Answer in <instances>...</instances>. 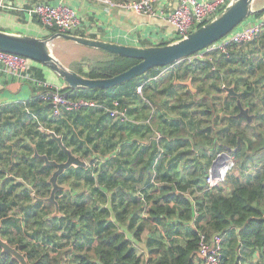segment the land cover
<instances>
[{"label":"trees","instance_id":"1","mask_svg":"<svg viewBox=\"0 0 264 264\" xmlns=\"http://www.w3.org/2000/svg\"><path fill=\"white\" fill-rule=\"evenodd\" d=\"M262 15L264 11L255 12L246 22ZM33 19L44 27L38 17L34 16ZM46 28L49 31L48 35L58 31L54 27ZM72 33L80 34L76 31ZM167 43L170 42L160 44ZM142 44L146 45L144 42ZM256 44L260 47L264 46V31L248 44L232 45L226 52L214 51L211 54L212 61L208 58L189 61L186 58L170 65L154 67L144 75L113 88L72 89L68 85L61 88V91L72 100L92 99L104 105V108L88 106L64 111L66 114L63 117L48 118L51 105L40 98V95L47 90L45 87L33 88L34 94L29 100L7 105L19 112V118L11 122L16 123L14 134L12 133L13 135L8 136L6 140L13 138V142L4 146L5 156L0 158V235L25 253L30 264H146L147 261L153 264H195L201 235L210 237L214 233L221 232L228 233L227 238L224 239L221 264H246L248 256L237 254L240 246L244 251L245 249L251 250L250 252L260 250L264 259V115L257 113L255 118L258 122L252 123L253 119L251 124L243 117L233 118V115L239 111L237 98L227 93L226 104L228 107L234 104L235 109V113L229 115L227 119L238 125L232 129L225 127L220 124L221 116L218 108L220 96L208 91L200 98L188 88L179 96L178 103L174 104L176 113H180L171 120L164 118L167 122L166 127L170 130L161 140L162 149L154 143L157 141L155 138L151 144L140 141L148 140L150 133L156 131L153 125L149 123L141 126L128 125L123 122V125H118L115 123L117 120L106 109L112 106L114 100H120L123 105H127L131 96L138 94L137 87L140 84H144L143 89L146 92L152 91L155 77L166 69H170L168 75L170 83L159 90L160 94L165 92L171 94L175 89H179L181 86L177 85L176 80L186 79L187 75H190L193 83L204 80L202 74L205 72H209V77L214 76L219 79L221 78L219 72L224 74L231 72L240 59L251 57L252 47ZM98 51L104 55L103 58L74 60L70 67L89 78H110L140 61L136 58ZM227 65L228 67H225ZM257 67L258 70H263L264 60L257 63ZM248 69L252 73L256 71L253 66ZM36 77L46 80L38 75ZM217 90L224 91V88L218 86ZM239 92H241L242 104L250 108V113L255 112L250 88ZM152 93L147 92L151 95L147 96L149 103L142 106L143 110H148L152 105L159 111V105L163 106L165 102L156 104L157 95ZM245 102L252 104L245 105ZM2 113L3 111L0 115ZM36 114L50 127L47 129L62 135L64 144L81 158L78 149L81 152L82 144L86 143V140L93 142L96 137L105 133L106 129L114 130L119 126V129H124L128 133L127 139L122 143L120 139L117 143L116 136L114 134L112 136L113 143L109 147L118 146L119 150L101 164L97 176L98 182L103 185L101 188L94 184L96 179L85 165L72 166L73 168L70 167L59 175V185L69 187L60 189L56 193L59 214H55L56 206L53 202L42 199L51 195L52 184L49 179L56 166L46 164L45 160L35 156L33 144L40 154H47L50 159L58 162L65 161L67 153L46 132L47 129H41L35 120ZM13 117L12 114L6 115L4 120L0 119V125L11 124L9 122ZM78 122L83 124L84 133L75 132L71 137L69 132L62 131L64 126L69 129V126ZM163 122V119L157 118L158 127ZM90 125L94 126L93 130L86 132ZM242 126L244 128H241ZM9 132L11 134L10 130ZM145 132L147 136L143 134ZM79 134L83 135L80 145L73 140ZM188 137L196 144L201 141L207 149L214 150V154L209 155V160L205 163L209 169L217 152L233 149L240 163V169L246 176L245 180L229 173L225 183L230 188L229 193L226 192L225 186L208 189L206 177L209 169L206 176L201 179L203 169H200V161L203 155L189 157L199 152L194 150L193 144L187 151L180 149L183 143L191 142ZM72 142L75 143V148L71 147ZM133 145H135V153L130 159ZM173 149L176 150L175 153L172 152ZM87 152L88 146L84 154ZM160 153L161 158H158ZM173 154L177 156L171 158L188 157L184 162L191 163L190 168L185 169V165L183 166L187 171L186 176L174 177L168 173L159 175L158 169L165 162V158ZM82 160L85 161L84 158ZM131 162L138 164L135 167L136 173L130 166ZM244 170H249V174L247 175ZM11 172L15 177L7 176ZM73 172L83 181L92 184L97 196L91 191L88 194L80 190L73 196L71 186L65 184L66 178H70ZM154 180H157L158 184L154 185ZM103 188L112 191L104 192ZM62 193H66V200ZM107 201L109 203L106 204ZM102 203H105L106 207L99 208ZM204 210L209 218L205 225L201 222V217H198V212L203 213ZM139 216L142 222L137 224ZM181 221L190 222L188 230L179 233L185 242L161 244L151 250L154 254H151L146 261L138 255L132 241L117 225V222H120L139 239L145 224L160 223L164 226L161 240L165 243V238H170L172 233L177 234L178 231H172L181 225ZM234 228H238V231ZM227 244L228 250H226ZM159 253L162 255L158 256ZM69 254L71 255L68 256ZM0 264H19V262L9 253L0 251Z\"/></svg>","mask_w":264,"mask_h":264},{"label":"crops","instance_id":"2","mask_svg":"<svg viewBox=\"0 0 264 264\" xmlns=\"http://www.w3.org/2000/svg\"><path fill=\"white\" fill-rule=\"evenodd\" d=\"M0 1H2L4 5H6L5 7H0V28L8 31L21 32L35 36H45L49 33L48 29L47 28H45L46 30L43 29L42 28L43 26L40 23L32 19L33 16H31L30 13L28 12V8L38 2H47L53 4L66 3L72 5L79 13L81 24L79 26L80 28L77 29L76 32L80 34L82 33L86 36L106 39V40L125 43V44L139 45V46L157 45L163 42H173L176 40V29L166 20L164 15L172 11L179 4L180 0H159L160 8L163 10V14L157 16H151V17L118 6L109 8L104 3L96 0H0ZM124 1L126 0H114V2L117 3ZM68 41L69 40H62L60 42H62L63 45H67V43H69ZM143 42L146 43V45H143L142 44ZM72 49L75 50L74 48ZM28 69L32 74L43 77L55 87L63 88L67 85L66 82L59 75H57L52 69L39 62L30 60L28 63ZM188 80L186 79L178 80L177 85L186 88V90H182V92H186L187 87L189 88V86L185 84V82H187ZM191 89L193 92L196 93L195 88H191ZM33 94H34V90L31 82H29L26 79H22L18 75L0 69V112L3 111V113L0 115V119L4 120L6 118V115L8 116V114H12L14 117L10 120L9 123L17 120L19 118V112L16 110H12V108H10L7 105H10V103L12 102L20 103L29 100ZM148 95L150 94L141 95L140 93H138L136 95L131 96V98L129 99V103L127 105L122 104L123 107L128 110L130 117L129 122H123L124 124L136 125L134 123L136 121V117L138 116L141 117L142 115L147 114L146 110H143L142 106H145L146 104L149 103L147 100ZM49 117H53L51 113L49 114L48 118ZM115 123L118 125H123L122 121L118 119L117 122ZM15 125L16 123L0 125V158L1 156H5V152H3L4 146L7 143L11 145L13 142V138L8 141L6 140V138L8 139V136H12L14 134L13 129L15 128ZM153 129L159 132L158 133L159 136L165 133V131H163L160 126L158 127V125L153 126ZM9 130L11 131V134ZM122 131H124V129H119V126L116 129L112 130L114 136H117L116 139L117 143H119V135ZM153 135H154L153 137L149 136L148 140L147 139L143 141L140 140L141 143L151 144L154 141L153 138L157 140L156 137L157 134H153ZM188 139H190V137H188ZM159 144L162 145L160 141ZM192 144L193 143L191 142H185L182 144L183 146L180 149L187 151L188 149L191 148ZM160 157H161V153L158 155V158ZM171 157L165 158V162L158 169L159 175H163V174L167 175L168 173L174 177H178L179 175L186 176L187 171L183 169V162L187 161L188 157L187 156H184L182 158H176V157L171 158ZM8 175L15 177L13 175V172L7 174V176ZM225 190L227 193L230 192V188L228 189L225 188ZM198 217H201V222L203 223V225L207 224L209 218L205 213V210L203 211V213L199 211ZM126 222L128 223L129 220H127ZM139 222H142L140 216L137 224ZM189 223H190L189 221L188 222L181 221V225H179L176 228V230L172 231V232L178 231L177 234L172 233V236L170 235V238L169 237L165 238V243L162 242L161 240L162 234H164V226H162V224L160 223L148 222L147 224H145L143 232L139 239L135 238L132 232H130L126 227H124V225H121L120 222H117V225L125 233L126 237H128L132 241L133 245L137 249L138 255L143 257L146 261V259H148V257L151 254H154L152 253L151 250L159 247L161 244L171 245L175 242H179V243L185 242V240L182 239L179 233L181 231L184 232L186 229L188 230ZM234 229L235 231H238V228H234ZM227 236L228 233L225 232L224 239H226ZM228 244H230V241H228ZM228 244L226 246V250H228L229 248ZM241 247L242 246H240L237 251V254L239 256H243V255H245V257L248 256L246 260L248 261L252 257L251 255H253V259L256 264H264V259L262 257L260 250L256 249L253 252H250L251 250L245 249L246 251H244V249H242ZM161 255L162 253L158 254V256Z\"/></svg>","mask_w":264,"mask_h":264},{"label":"water","instance_id":"3","mask_svg":"<svg viewBox=\"0 0 264 264\" xmlns=\"http://www.w3.org/2000/svg\"><path fill=\"white\" fill-rule=\"evenodd\" d=\"M255 4L256 0H231L215 17L189 33L187 37L177 39L167 44L139 46L61 31H56L45 36H35L0 28V50L19 54L48 66L72 89L113 88L144 75L148 70L154 67L170 65L189 58L217 43L231 34L241 24L245 23L255 12L264 11V6L256 8ZM247 27H249V24ZM61 38L118 56L136 58L140 61L116 76L97 79L89 78L67 66L55 54L53 49L54 42ZM185 84H187L189 88H193L191 79L185 82ZM226 89L230 96L237 98L239 111L237 114L233 115V118L239 119L243 117L251 123L254 119V115L250 113V108L248 106L242 104L241 92L236 91L233 85L226 87ZM46 132L50 134L58 142L62 150L67 153V159L63 162H58L50 159L47 154H40L36 145L33 144L35 156L45 160L46 164L56 166V170L49 179V182L52 184L51 195L42 199L53 202L56 206L55 214H59V203L56 199V193L60 189L69 188L59 185V175L73 165H86V162L82 160L80 156L75 155L64 144L62 135L50 129H47ZM191 141L194 144V140L191 139ZM200 145H203V143L194 144V148L197 149ZM216 163H214V167ZM0 251L9 253L19 264H30L26 254L11 245L1 235ZM98 262L101 263L100 261Z\"/></svg>","mask_w":264,"mask_h":264},{"label":"built area","instance_id":"4","mask_svg":"<svg viewBox=\"0 0 264 264\" xmlns=\"http://www.w3.org/2000/svg\"><path fill=\"white\" fill-rule=\"evenodd\" d=\"M104 3L107 7L115 6L133 10L137 13L147 16L162 15L159 0H126L124 2H114V0H96ZM231 0H180L179 4L170 12L165 14L166 20L176 29V40L185 38L189 33L204 25L210 19L215 17L223 10ZM6 5L0 1V7ZM31 16H36L46 27L57 28L58 31L72 33L79 29L81 21L78 11L69 4L38 2L28 8ZM254 16V15H253ZM33 19V18H32ZM249 24V27L247 25ZM264 31V15L254 18L250 22H245L237 27L231 34L224 37L217 43L209 46L205 50L189 57V61L195 59L213 60L214 51L226 52L232 45H243L254 41ZM30 59L15 53L0 50V69L20 76L31 82L33 88H46L40 98L48 101L51 105V114L53 117H63L64 111L78 110L84 107H105L92 99H70L61 88L53 86L48 80H41L28 69ZM214 70L215 66L212 67ZM144 84L137 87V92L141 94ZM56 89L53 90L52 88ZM110 111L115 120L129 122L128 110L123 107L120 100H114ZM233 149H227L219 152L213 160L206 178L208 189H216L225 186L227 175L234 167L235 154ZM217 162V163H216ZM214 163L216 166L214 167ZM225 233H214L210 237L201 235V241L198 248V257L195 264H221L223 253ZM146 264H153L147 261ZM244 264V263H239Z\"/></svg>","mask_w":264,"mask_h":264},{"label":"rangeland","instance_id":"5","mask_svg":"<svg viewBox=\"0 0 264 264\" xmlns=\"http://www.w3.org/2000/svg\"><path fill=\"white\" fill-rule=\"evenodd\" d=\"M262 6H264V0H256V6L255 7L261 8ZM42 28L45 29L44 27H42ZM61 39L67 40L64 38H61ZM61 39H57L54 42L53 49H54L55 54L69 67L75 61H79L81 59H86V58H91V59L96 58L97 59V58H103V56H104L101 52H99L96 49H93V48L88 47V46L80 45V44L73 42V41H70V40L68 41L69 43H67V45H63V43L60 42V41H62ZM70 46H71V48H70ZM72 48H74L75 50H73ZM252 50H253V53H251V57L250 56L244 57V60L240 59L238 64L234 66L235 67L234 70H232L231 72H227V73L225 72V74L223 72L222 73L219 72V74L221 75V78L223 76H225L224 79H221V78L216 79L214 76L209 77V72H205L202 74L204 80H199V81H195L194 83H192V87L195 88L196 94L200 98L205 93H207L208 91H211L212 94H215L216 96H220V98L218 99V108L220 109V116H221L220 124H222L225 127L231 128V129L235 128L236 125H238V123L233 122L230 119H227V117L229 115L235 113V109H234L233 102H231V104H233V106H231V107H228V105L226 104V101H225V96L227 95L226 87L234 85L235 89L238 91H243V90H247L248 88H250L251 95H252V101H253L252 106L255 107V112L251 113L254 115V121L252 123L258 122L255 118V117H257V115H256L257 113L264 115V77H262L264 69L258 70V67H257V63H261V60H264V46L260 47L259 45L256 44L255 46L252 47ZM246 51L247 50H245V52ZM262 56H263V58H262ZM251 66H253V68L256 69V71L254 73H252L248 69ZM225 67H228V65ZM169 73H170V69H166V70H163L162 72H160L158 74L159 76L155 77V81L152 83L153 84V87H152L153 90L147 91L148 93L153 92L157 95V97L155 99L156 104L160 103V102H161L160 104H162V102L163 103L165 102L164 105L159 106V108H160L159 111H157V109L155 108L156 106L151 105L150 108L148 110H146L147 114L142 115L141 117L140 116L136 117V121L134 122L136 125L140 124L139 126H141L142 124L148 125V123L153 125V126H157L158 125L157 118L163 119V121L166 124L163 122L162 125H159V126L161 127V129L163 131H165V133L159 136V134H158L159 132L155 131L154 133H150V135H149L150 137H153L154 136L153 134H157L156 137H157L158 142L159 141L161 142V139L163 138V136H166L167 132L170 130L169 127H166L167 122L164 120V118H166L167 120H171L172 118L177 116L178 113H180V112L176 113V109L174 108V104L178 103L179 96L181 95L182 90H186L185 87H180L179 89H175V91L171 94H169L167 92L160 94V91H161L160 89L168 86L170 83V78L168 77ZM185 78H186V80H188L190 78V75L185 76ZM183 80H185V79H183ZM177 82H178V80H176V83ZM218 86H222L224 88V91L217 90ZM187 89H188V87H187ZM147 92L143 89L141 92V95H147ZM183 93L184 92H182V94ZM248 103L249 102H245V105H251L252 104V103H250V104H248ZM159 113H160V117L158 116ZM35 120L38 122V124L40 125L41 128L43 127L45 129H47L49 127L47 124H45L41 121V119L38 115H37V118H35ZM68 123L70 124V122H68ZM93 128H94V126L90 125L89 129H86L85 131L86 132H88L90 130L92 131ZM241 128H244V126H242ZM62 131L69 132V135L72 137L73 133H75V132L76 133H80V132L84 133V128H83V124H80L78 122L72 126H69V129L67 128V126H64L62 128ZM127 134L128 133L125 130L120 133L119 139H120L121 143L124 141V139L125 140L127 139ZM143 134L147 136V132H145ZM112 136H113L112 130H110L108 128V129H106L105 133L103 132V134L101 136L96 137L93 142H87V140H86V143L82 144L83 149L81 150V152L78 149V153H80L82 155V158L85 159V162H86L85 166H87V168L90 171H92V174L96 179L94 184L96 183V186L98 188H101L103 186L97 180V176H98L99 170L101 168V164L107 158L114 156L119 150L118 146H116L115 148L109 147V145L111 143H113ZM36 138H37V136H35V139ZM81 138L83 139V135L79 134L73 140L76 143H78V145H80L81 144L80 143ZM109 138H110V141H109ZM116 139H117V136L115 137V140ZM190 139H192V138H190ZM154 143H156L157 147H160L163 149V145L159 146L157 141ZM199 143H202V142L201 141L197 142V144H199ZM194 144H196L195 141H194ZM86 146H88V152L84 154ZM141 146L143 147L144 145H141ZM150 146H152V145H150ZM71 147L75 148L74 142L71 143ZM134 147H135V145H133V148H131L132 153L129 156L130 159H132V156L135 153ZM193 148H194V146H193ZM164 149H167V148L164 147ZM194 150L199 151V152L195 156L189 155L190 158H195L196 156L198 157V155H200V154L203 155V157L201 158V161H200V166H201L200 169H203L201 171V179H202L203 177L206 176V173L208 171L207 169H209V166H206L205 163L209 160V155L214 154V150L212 148L207 149V147L205 145L204 146L200 145L197 149L194 148ZM172 152L175 153L176 150L173 149ZM219 152H223V151H219ZM219 152H217V153H219ZM217 153H216V155H217ZM204 154H206V156ZM171 156H177V154L169 155V158ZM137 165L138 164H133L132 162L130 163V166H131L134 173H136L135 167ZM184 165H185V167H184L185 169L186 168L189 169L191 163L183 162V166ZM73 166H75V165H73ZM193 169H195V168L193 167ZM67 170H69V168L66 169L65 171H67ZM244 171L246 172L247 175L250 172L249 170H244ZM230 173H232L234 176H240V177H242V180H245L244 177H246V176L244 175V173H242V171L240 169V163L237 160L236 156L234 159V167L231 169ZM181 178H184V177H181ZM66 180L67 181L65 184L71 186L73 196L79 190L85 191L88 194L91 191L94 194V196H97V191H95V192L93 191V188H92L93 185L90 183H87L86 181H83L81 177H77L75 172L72 173V176L70 178H66ZM153 182L155 185V183L157 184L158 181L154 180ZM125 187H126V189L127 188L129 189L128 186H125ZM225 187L228 189V186L225 185ZM102 190L104 192L112 191V189L107 190L106 188H103ZM62 195H63L64 199L66 200V198H65L66 193H62ZM117 196L120 197V195H117ZM192 196H194V195H192ZM100 198H103V197L100 196ZM118 200H120V199H118ZM107 203H109V201H107L106 204ZM106 204L102 203V205L99 208L106 207ZM182 239H184V238H182ZM70 255L71 254H69L68 256H70ZM243 256H245V255H243ZM251 256L252 257L248 261H246V264H256L254 262L253 255H251Z\"/></svg>","mask_w":264,"mask_h":264},{"label":"flooded vegetation","instance_id":"6","mask_svg":"<svg viewBox=\"0 0 264 264\" xmlns=\"http://www.w3.org/2000/svg\"><path fill=\"white\" fill-rule=\"evenodd\" d=\"M54 166V165H53ZM55 167V166H54ZM55 169H56V167H55Z\"/></svg>","mask_w":264,"mask_h":264}]
</instances>
